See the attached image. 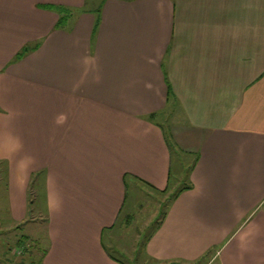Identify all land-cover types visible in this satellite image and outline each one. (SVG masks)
I'll return each mask as SVG.
<instances>
[{"label": "crops", "instance_id": "crops-1", "mask_svg": "<svg viewBox=\"0 0 264 264\" xmlns=\"http://www.w3.org/2000/svg\"><path fill=\"white\" fill-rule=\"evenodd\" d=\"M85 4L0 0V224L24 223L37 190L44 264H126L105 235L129 184L170 187L169 135L193 188L143 262L264 264V0ZM174 109L183 124L158 122Z\"/></svg>", "mask_w": 264, "mask_h": 264}, {"label": "rangeland", "instance_id": "rangeland-1", "mask_svg": "<svg viewBox=\"0 0 264 264\" xmlns=\"http://www.w3.org/2000/svg\"><path fill=\"white\" fill-rule=\"evenodd\" d=\"M102 0H86V4L81 7L84 10H94L100 5ZM73 11L79 9L70 8ZM76 16V15H75ZM171 107V111L174 107ZM173 112V111H172ZM170 115L163 117L159 116L158 122L163 123L165 126L172 124H183V118L177 114V110ZM182 120V121H181ZM181 121V122H179ZM184 163L189 165V161L192 159L190 156H184ZM174 170L169 184V191L162 194L160 191H154L148 185L138 183L134 185L129 184L128 199L125 207V213L131 214L130 221L126 220V217H122L118 226L112 232L113 241L110 242V233L105 235V242L108 244L115 255L124 261L126 264H146L142 260V252L144 246L147 243L150 236H152L156 227L161 220L163 213L166 211V206L169 204L170 194L179 191L181 188L188 184L186 177V170L179 167L177 158L174 156ZM4 165H0V185L5 181ZM38 184V183H37ZM41 194V191L38 190ZM32 195V204L28 206V219L22 224L15 225H2L0 224V264H19L21 257H24L16 249V243L21 235L29 236L30 240L27 245H32L33 258L37 259L42 256L43 249L46 248L47 236H46V218L44 216V199L37 197V190ZM43 193V192H42ZM165 204V205H164ZM129 219V218H128ZM39 242L40 250L35 251L38 247L36 243ZM32 257H24L25 263H29L33 259Z\"/></svg>", "mask_w": 264, "mask_h": 264}, {"label": "trees", "instance_id": "trees-1", "mask_svg": "<svg viewBox=\"0 0 264 264\" xmlns=\"http://www.w3.org/2000/svg\"><path fill=\"white\" fill-rule=\"evenodd\" d=\"M103 1L104 0H102L101 1V3H100V5H98V7L96 8V9H94L93 11L95 12V13H99V11H100V9H101V6H102V4H103ZM46 8H49V9H53L54 11H57L60 15H61V18H60V20H59V22H58V28H60L61 26H63L64 24H66V22L68 21V18H69V14H70V11H68L67 9H65L64 7H62V6H48V7H46ZM29 49H31L30 47H28ZM28 48H26L23 52H21V53H19L18 55H17V58L16 59H21L23 56H24V53L28 50ZM149 119L151 120V121H154V122H156V119H157V115H151V116H149ZM166 141H167V143H168V145H169V147L172 149V153H177V160H178V163H179V166L182 168V169H184V170H188V171H191L192 170V168H193V166H194V164H195V162H196V160L194 161V163H193V165L191 164H189V165H186V163H184V159H183V157H184V155L182 154V153H180L181 151L178 149V147H177V145L174 143V141H173V139H172V137L171 136H169V135H167L166 136ZM178 149V151H180V152H175L176 150ZM175 156V155H174ZM139 182H141V183H143V184H146V185H148L151 189H153L154 191L156 190L157 191V189H155L154 187H152V186H150L149 184H147L146 182H144V181H139ZM193 188V184L192 183H188V184H186V186H184L183 188H181L179 191H177V192H175V193H172V194H170V197H168L169 199H170V201H169V204L166 206L167 208H166V210L168 209V206L169 205H171L177 198H178V196L182 193V192H184V191H187V190H191ZM167 191H169V188H167V189H165V190H163V191H160L162 194H164L165 192H167ZM33 195V194H32ZM31 195V196H32ZM32 199L33 198H31V201H30V205L32 204ZM165 205V204H164ZM166 214H167V211H165L164 213H163V216H162V218H161V220L159 221V224H158V226L156 227V229L157 228H159V226L162 224V222H163V220H164V218H165V216H166ZM129 218V219H128ZM126 217V220H128V222L130 221V217ZM118 226V225H117ZM116 226V227H117ZM155 229V230H156ZM30 240V238H29V236H24V235H21L20 236V238L18 239V241H17V243H16V249L17 250H19V251H21L20 253L24 256V257H28V258H30V257H32L33 258V248H34V246L32 247V245H27V242ZM36 245L38 246L36 249H35V251L37 252V250H40V245H39V242H37L36 243ZM106 250H107V252H108V254L110 255V257L111 258H113L114 260H120L116 255H115V253H114V251H112L111 249H109V248H106ZM45 253H46V250H43L42 251V256L40 257V258H37V259H32V261L31 262H29V263H25V261L23 260V258L24 257H21L22 259H21V262L19 263V264H44L43 263V261H44V256H45Z\"/></svg>", "mask_w": 264, "mask_h": 264}]
</instances>
